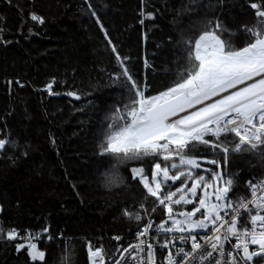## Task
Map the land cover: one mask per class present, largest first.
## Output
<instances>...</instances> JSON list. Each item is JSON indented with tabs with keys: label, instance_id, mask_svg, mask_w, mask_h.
Returning a JSON list of instances; mask_svg holds the SVG:
<instances>
[{
	"label": "trees",
	"instance_id": "obj_1",
	"mask_svg": "<svg viewBox=\"0 0 264 264\" xmlns=\"http://www.w3.org/2000/svg\"><path fill=\"white\" fill-rule=\"evenodd\" d=\"M249 2L0 0L3 39L12 41L0 44V138L8 141L0 151V226L5 231L47 227L51 239L37 245L45 252L46 264H89V243L102 246L109 256L131 237L141 223L125 217L123 210L140 211V203L151 209L155 201L144 199L139 177L134 180L130 169L142 166L150 177L156 161L119 165L124 182L105 187L115 161L99 155L97 145L108 118L126 102L127 92L112 82L121 68L97 18L119 55L129 58L125 61L129 72L150 85L148 94H155L169 86L185 64L182 38L198 36L208 21H222L235 33L234 44L243 46L247 36L242 26L256 20ZM142 10L153 17L142 16ZM31 13L45 23L32 21ZM53 78L55 94L49 95L42 88ZM69 91L80 98L68 96ZM192 154L212 155L203 146ZM218 158L222 170L234 177V198H248V179L264 177V155L232 153L226 168ZM152 215L157 221L164 216L161 208ZM0 264L45 262H32L25 251L17 253L13 244L2 241ZM255 264L264 261L257 258Z\"/></svg>",
	"mask_w": 264,
	"mask_h": 264
},
{
	"label": "snow or ice",
	"instance_id": "obj_2",
	"mask_svg": "<svg viewBox=\"0 0 264 264\" xmlns=\"http://www.w3.org/2000/svg\"><path fill=\"white\" fill-rule=\"evenodd\" d=\"M249 7L256 20L251 26H242L247 36L243 46L234 44L235 33L222 21H208L198 36L182 38L185 64L176 79L155 94H148L150 85L138 82L129 72L125 64L129 58L119 55L97 18L121 68L113 74L112 82L127 92L126 102L108 118L97 145L99 155L115 161L105 176V187L124 182L119 165L156 161L151 179L142 166L130 169L134 180L139 177L144 199L155 201L151 209L140 203V211L123 210V215L138 225L146 219L136 232L137 243L121 252L122 257L129 253L135 264H157V246L168 249L166 264L264 261V181L247 182L250 199L234 198V177L222 170L218 158L222 157L226 168L232 153L264 155V0H250ZM91 15L95 17L96 12L91 11ZM141 15L153 17L152 12L143 10ZM30 19L45 23L36 13H31ZM2 34L0 28V44H10L12 41L4 40ZM15 83L23 87L19 80ZM54 83L55 78L44 86L49 95L55 94ZM67 95L80 98L72 91ZM7 143L6 138H0V150ZM198 146L208 149L211 158L193 155ZM202 162L214 167L204 168ZM158 207L164 217L154 224L152 214ZM47 233V227L34 234L16 228L5 231L0 226V239L13 244L17 253L25 251L30 261L45 264V252L34 240ZM112 239L120 241L122 237ZM88 259L90 264H105L102 246L93 249L89 243ZM116 264H123V260Z\"/></svg>",
	"mask_w": 264,
	"mask_h": 264
},
{
	"label": "built area",
	"instance_id": "obj_3",
	"mask_svg": "<svg viewBox=\"0 0 264 264\" xmlns=\"http://www.w3.org/2000/svg\"><path fill=\"white\" fill-rule=\"evenodd\" d=\"M43 90H45V87L42 88ZM1 151V150H0ZM253 182V183H257L259 181H264V177L263 178H259L257 176H253L252 178L248 179L247 182ZM251 198V194L247 199ZM159 208V207H158ZM0 223L2 220V213H3V206L0 203ZM143 214V213H142ZM153 220H154V224H158V221L156 220L155 216L153 215ZM146 222L142 221L141 224L138 226V228L143 227V223ZM138 228L135 230L134 234L127 238L126 240L118 243L114 249L112 250V252L109 254V256L105 255V253L102 252V255H104L105 258V264H116L117 261L123 260V264H135L134 260L131 258V256L129 255V253H124L123 257L121 256V252L123 251L124 247H127L129 244H136L137 243V239H136V232L138 230ZM18 230H20L22 233L25 231L24 229H20V228H16ZM28 230V229H27ZM42 229L39 230H28L34 234L36 233H40ZM155 233H152V235H154ZM48 239V233L47 234H43L41 236V238L39 240H34V242L38 244L43 243L44 241H46ZM161 239H163V237H161ZM5 241L0 239V242ZM7 242V241H5ZM118 247H119V251H118ZM253 247V246H250ZM95 249V248H93ZM175 250H173L174 252ZM168 249H161L158 246L155 248V260L157 262V264H166L165 261V256L167 255ZM90 264V262H89Z\"/></svg>",
	"mask_w": 264,
	"mask_h": 264
},
{
	"label": "rangeland",
	"instance_id": "obj_4",
	"mask_svg": "<svg viewBox=\"0 0 264 264\" xmlns=\"http://www.w3.org/2000/svg\"><path fill=\"white\" fill-rule=\"evenodd\" d=\"M197 157H201V156H197ZM203 163V162H202ZM203 167L204 168H212V165H208V164H206V163H203ZM205 175L207 176L208 175V173H205ZM149 179H151V176L149 177ZM176 186H179V182L177 183V185ZM190 186V185H189ZM199 191V190H198ZM189 209L191 208V205H189V206H187ZM164 217V216H163ZM162 217V218H163ZM161 218V219H162ZM160 219V220H161ZM160 220H158V224H159V222H160Z\"/></svg>",
	"mask_w": 264,
	"mask_h": 264
}]
</instances>
